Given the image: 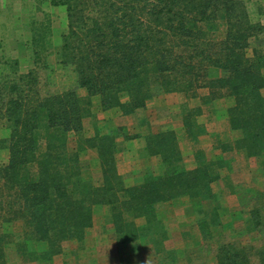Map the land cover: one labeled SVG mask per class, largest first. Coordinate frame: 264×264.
<instances>
[{
	"label": "trees",
	"instance_id": "16d2710c",
	"mask_svg": "<svg viewBox=\"0 0 264 264\" xmlns=\"http://www.w3.org/2000/svg\"><path fill=\"white\" fill-rule=\"evenodd\" d=\"M53 3L67 10L57 64L73 72L72 82L43 92L39 68L49 66L40 53L47 50L45 31L35 34L34 44L40 39L43 46L35 45L33 67L0 80V127L9 130L0 138V150H8L0 166V264L7 263V223H21L25 241L46 243L45 250L32 253L50 260L65 242L85 239L99 208H111L120 242L154 237L162 244L167 235L158 203L213 196L215 164L198 152L195 164L185 165L174 131L148 136L147 150L160 157L164 172L147 173L129 187L117 170L114 135L97 134L71 150L70 134L83 133L93 96L103 110L118 108L126 115L164 93L194 98L199 89H209L210 100L233 99L230 126L242 133L234 148L247 158L264 157V24L252 19L245 0ZM212 69L220 75L212 77ZM81 88L85 98L78 95ZM191 115L185 116V130L196 140L204 130ZM86 148L98 152L100 184L83 176ZM253 256L264 264V246L252 255L245 247L223 244L214 264H249Z\"/></svg>",
	"mask_w": 264,
	"mask_h": 264
},
{
	"label": "rangeland",
	"instance_id": "374dc122",
	"mask_svg": "<svg viewBox=\"0 0 264 264\" xmlns=\"http://www.w3.org/2000/svg\"><path fill=\"white\" fill-rule=\"evenodd\" d=\"M53 1L0 0V80L4 75L21 73V70L33 67L35 45L38 49L43 46L39 38L37 44H34L35 34L39 36L45 31L44 45L46 44L47 50L40 53L41 61H46L49 66L39 68L43 92H54L72 82L73 72L57 64L62 36L68 29L67 10L66 6L55 5ZM245 2L252 19L264 24V0ZM219 75V70L212 69V77ZM79 90L81 93L78 95L85 98L86 89ZM84 92L86 95H83ZM168 98L170 102L180 104L184 114L192 111V120H195L196 110H190L191 107L197 108L205 104L204 98L191 100L181 93H171ZM207 99L210 100L209 96ZM209 117L203 115L201 123L209 124ZM88 125H92L90 121ZM8 135L9 130L1 126L0 138ZM87 138L84 131L78 136L70 134L69 148L77 149L79 144L85 146L87 143L83 139ZM230 138L231 135L225 133L221 145L229 144ZM185 140L188 139L185 137L183 146ZM195 149L197 146L192 147V150ZM85 150L81 152L84 178L100 184L101 165L95 161V155ZM214 154L216 155L211 149L209 156L214 158ZM255 158L256 163L264 169V157ZM7 161L8 150L2 148L0 166ZM211 162L215 164L214 170L217 173L219 169L227 167L220 159H212ZM238 167L244 176L235 179V185L231 181H225L222 176L212 183V186L216 185L219 189H229L230 200H226L222 194H213L207 200L182 196L180 198L185 201L172 200L156 205V214L166 228L167 237L162 244L154 241V237L120 242L115 234L111 208L105 206L97 209L93 226L83 241L65 242L62 251L50 260L43 259L40 254H33L45 250L46 243L25 241L23 227L19 222L5 224L3 230L10 234L6 247V264H214L219 247L223 244L245 247L253 255L264 246V180L254 175L252 165L248 167L241 161ZM257 222H260L259 226ZM249 264L259 262L253 256Z\"/></svg>",
	"mask_w": 264,
	"mask_h": 264
},
{
	"label": "crops",
	"instance_id": "0c3cea01",
	"mask_svg": "<svg viewBox=\"0 0 264 264\" xmlns=\"http://www.w3.org/2000/svg\"><path fill=\"white\" fill-rule=\"evenodd\" d=\"M28 71L29 70H21L20 72L27 73ZM79 92L80 90L78 94ZM83 95H86V93L84 92ZM169 95H171V93L155 96L148 100L145 106L126 115L118 108L103 110L100 105V98L98 96H93L91 98V115L84 119L83 131L88 138H93L97 134L115 135L117 143V170L126 187L140 183L147 173H154L155 175L163 173V163L160 157L150 155L147 150V145L149 135L166 131L175 132L184 164L188 167H192L195 164V155L200 151L205 155L208 161L220 159L229 167L227 168L224 166V168L219 169V177L221 178L222 176L225 181H231L235 185V179L244 176L242 170H239L238 167V163L241 161L248 167L252 165L254 175L259 178L262 177L264 180V169H261L256 163V158H247L242 152L234 148V144L241 138L242 133L241 131L231 129L230 126L228 109L233 105V99L231 97L224 96L218 99L208 100L207 96L210 95L209 89L202 88L197 91L196 97L194 98H204L203 103L205 104L197 108L191 107L192 109L190 110H196L194 121L204 132L200 134L196 140H192L188 137L185 130V116H187L188 112L184 114L180 104L170 102L168 98ZM184 96L187 98L186 95ZM190 99L194 100L191 97ZM203 115L204 117L210 116L209 124L201 123V117ZM89 121L92 124L91 126L88 125ZM225 133L230 134L231 138L229 139V144L221 145L220 142H222V136ZM185 137L188 140H185L186 142L183 146ZM195 146H197V149L192 150V147L195 148ZM211 149L216 153V155H213L214 158L209 156ZM85 152L95 155V161L100 163L96 149L86 148ZM212 191L214 196L222 194L226 200L231 199L230 193L228 194L230 191L227 188L223 187L219 189L216 185H213ZM179 198L172 200L185 201V199Z\"/></svg>",
	"mask_w": 264,
	"mask_h": 264
}]
</instances>
